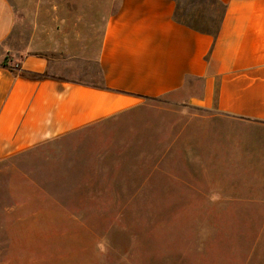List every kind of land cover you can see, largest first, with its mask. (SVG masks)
Here are the masks:
<instances>
[{"label": "rangeland", "instance_id": "1", "mask_svg": "<svg viewBox=\"0 0 264 264\" xmlns=\"http://www.w3.org/2000/svg\"><path fill=\"white\" fill-rule=\"evenodd\" d=\"M9 1L45 23L74 0ZM175 3L183 23L216 30L210 0ZM142 114L0 164V264H264V171L241 175V126L218 125L238 138L224 156L204 138L192 154L210 114L164 100Z\"/></svg>", "mask_w": 264, "mask_h": 264}, {"label": "crops", "instance_id": "2", "mask_svg": "<svg viewBox=\"0 0 264 264\" xmlns=\"http://www.w3.org/2000/svg\"><path fill=\"white\" fill-rule=\"evenodd\" d=\"M216 1L224 14L213 36L180 23L173 0H74L45 23L38 11L25 16L0 0V164L102 125L142 120L151 102L164 100L217 120L193 132L192 154L204 138L224 156L225 141L238 138L218 125L241 126V175L264 171V0ZM6 57L14 66L2 64Z\"/></svg>", "mask_w": 264, "mask_h": 264}, {"label": "trees", "instance_id": "3", "mask_svg": "<svg viewBox=\"0 0 264 264\" xmlns=\"http://www.w3.org/2000/svg\"><path fill=\"white\" fill-rule=\"evenodd\" d=\"M175 1V0H173ZM211 1V5L218 8L220 10V17H219V21L220 19L222 18L223 14H224V7L218 3L216 0H210ZM177 5H176V8H175V18L180 22L182 23L183 25L189 27L190 29L192 30H195V31H198V32H201V33H207V34H210V35H213L215 36L216 33H217V29H218V26L216 27V30L211 32L207 29H199L197 27H194V26H191V25H188V24H185L183 23L182 21H180L178 18H177ZM219 24V22H218ZM3 65H6V58L3 60L2 62ZM20 75L24 78H27V79H30V80H40V79H43L44 75H40V74H34V73H30V72H24V71H21L20 72Z\"/></svg>", "mask_w": 264, "mask_h": 264}, {"label": "clouds", "instance_id": "4", "mask_svg": "<svg viewBox=\"0 0 264 264\" xmlns=\"http://www.w3.org/2000/svg\"><path fill=\"white\" fill-rule=\"evenodd\" d=\"M212 199L215 200L218 199V197L213 196ZM97 247L101 253H106L108 249L112 247L109 236L102 237L101 242L97 245Z\"/></svg>", "mask_w": 264, "mask_h": 264}]
</instances>
